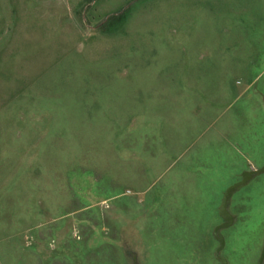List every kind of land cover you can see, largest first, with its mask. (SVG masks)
I'll list each match as a JSON object with an SVG mask.
<instances>
[{
	"label": "rangeland",
	"instance_id": "rangeland-1",
	"mask_svg": "<svg viewBox=\"0 0 264 264\" xmlns=\"http://www.w3.org/2000/svg\"><path fill=\"white\" fill-rule=\"evenodd\" d=\"M262 165L264 0H0V264H220Z\"/></svg>",
	"mask_w": 264,
	"mask_h": 264
},
{
	"label": "water",
	"instance_id": "water-1",
	"mask_svg": "<svg viewBox=\"0 0 264 264\" xmlns=\"http://www.w3.org/2000/svg\"><path fill=\"white\" fill-rule=\"evenodd\" d=\"M264 173V165L257 169L246 170L241 174V177L238 181L234 182L230 186H228L221 197L220 204L218 207V215L222 219V222L216 225L213 229V236L218 242V247L214 252L215 259L220 264H228L226 257L221 253L222 249L225 246V238L222 234V230L228 228L233 223V215L228 210V203L230 196L239 188L246 185L254 176ZM255 264H264V240L262 242V247L260 251V255Z\"/></svg>",
	"mask_w": 264,
	"mask_h": 264
},
{
	"label": "trees",
	"instance_id": "trees-1",
	"mask_svg": "<svg viewBox=\"0 0 264 264\" xmlns=\"http://www.w3.org/2000/svg\"><path fill=\"white\" fill-rule=\"evenodd\" d=\"M231 228V227H230ZM223 231V230H222ZM214 237V236H213ZM225 238V237H224ZM216 240V239H215ZM183 260V259H182Z\"/></svg>",
	"mask_w": 264,
	"mask_h": 264
}]
</instances>
